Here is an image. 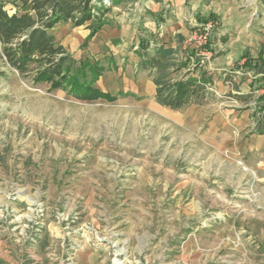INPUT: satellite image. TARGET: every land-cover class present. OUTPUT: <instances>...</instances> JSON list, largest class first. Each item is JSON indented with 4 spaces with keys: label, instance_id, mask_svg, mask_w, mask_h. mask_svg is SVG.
I'll list each match as a JSON object with an SVG mask.
<instances>
[{
    "label": "rangeland",
    "instance_id": "rangeland-1",
    "mask_svg": "<svg viewBox=\"0 0 264 264\" xmlns=\"http://www.w3.org/2000/svg\"><path fill=\"white\" fill-rule=\"evenodd\" d=\"M52 34L72 59L68 76L82 80L80 65L88 76L98 63L107 71L93 86L114 99L78 100L66 80L56 87L0 66V198L39 218L49 211L62 242L97 248L92 264H264V137L252 133L254 104L175 113L126 71L130 49L70 23ZM171 114L184 116L185 129L159 117ZM34 220L32 242L44 226Z\"/></svg>",
    "mask_w": 264,
    "mask_h": 264
},
{
    "label": "crops",
    "instance_id": "crops-1",
    "mask_svg": "<svg viewBox=\"0 0 264 264\" xmlns=\"http://www.w3.org/2000/svg\"><path fill=\"white\" fill-rule=\"evenodd\" d=\"M263 9V5H258V0H131L112 6L105 15L107 24L99 33L106 34L115 47L130 49L126 55V71L136 75L137 81L147 90V98L155 102L156 86L149 71L138 65L140 58L137 53L141 51V41H148L147 49L150 52L160 47L172 49L174 62L186 63L185 68L171 75L172 79L184 77L200 80L198 74H204L205 86L211 97L205 103L191 105L175 113L224 101L242 104L229 100L226 95L249 93L251 81L255 98L264 96V84L256 80L259 77L242 69L248 58L255 60L261 54L264 57ZM208 21H215L217 27L209 37L208 46L203 48L210 58L202 67H198L196 62L200 50L188 45L187 40L199 26ZM187 50L191 51L190 54H187ZM232 70L237 91H234L230 82L225 81L226 75ZM244 80L247 81L245 89L240 87ZM159 117L185 129L187 120L184 116L171 114L169 118ZM0 201V264H92L97 248L84 246L78 250L62 242L63 228L49 219L53 216L49 211H40L39 218L32 212L17 209L16 200L12 198L4 196ZM33 216L36 223L41 221L44 225L41 233L36 235L35 242L29 239V235H35L32 229Z\"/></svg>",
    "mask_w": 264,
    "mask_h": 264
},
{
    "label": "trees",
    "instance_id": "trees-1",
    "mask_svg": "<svg viewBox=\"0 0 264 264\" xmlns=\"http://www.w3.org/2000/svg\"><path fill=\"white\" fill-rule=\"evenodd\" d=\"M131 0H14L15 11L10 14L0 7V66L20 76L35 73L34 82L43 80L53 86L69 85V94L78 100H97L114 98L101 92L93 84L102 76L105 69L100 64L88 65V76L80 65L81 79L74 74L68 76V66L72 59L66 50L55 41L52 31L59 25L70 23L72 27H85L94 36L107 24L106 5L117 6ZM138 51L139 67L149 71L156 86V102L172 111H182L191 105L208 101L210 92L202 80L193 78L172 79V74L186 67V63L174 62V50L156 48L149 51L148 41L140 42ZM147 49V50H146ZM247 70L258 76L264 84V57L255 60L248 58L243 64ZM5 73L0 71V76ZM234 70L228 73L225 81L230 82L234 91L238 87L233 82ZM89 78V80H87ZM250 91L245 95L228 93L226 98L236 100L245 106L254 104L252 133L264 135V100L255 98L253 81Z\"/></svg>",
    "mask_w": 264,
    "mask_h": 264
},
{
    "label": "built area",
    "instance_id": "built-area-1",
    "mask_svg": "<svg viewBox=\"0 0 264 264\" xmlns=\"http://www.w3.org/2000/svg\"><path fill=\"white\" fill-rule=\"evenodd\" d=\"M214 27L215 23L213 21H208L205 24L199 26L194 31L192 36L187 40L188 45H193L200 50L199 58L196 62L198 67H202L210 58L209 53L203 48L206 45L209 35L213 31Z\"/></svg>",
    "mask_w": 264,
    "mask_h": 264
}]
</instances>
